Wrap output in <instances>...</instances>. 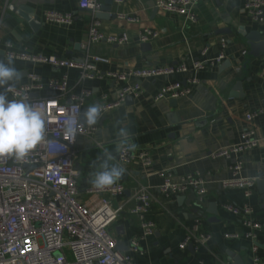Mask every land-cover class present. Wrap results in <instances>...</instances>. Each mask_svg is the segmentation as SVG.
<instances>
[{
	"label": "crops",
	"instance_id": "0c3cea01",
	"mask_svg": "<svg viewBox=\"0 0 264 264\" xmlns=\"http://www.w3.org/2000/svg\"><path fill=\"white\" fill-rule=\"evenodd\" d=\"M11 4L35 9L43 21L39 31L13 13ZM155 8L154 0L114 1L113 13H117V18L99 19L106 35L128 34V43L114 45L106 41L89 42L94 17L79 7V0H0V59L6 60V42L13 43L17 52L80 59L89 51L109 58V63L99 65V77L85 84L93 95L83 107L84 123L87 108L113 101L126 83L141 85L138 97L128 101L126 98L119 107L103 112L97 131L91 136L78 135L73 147L74 165L79 171L78 187L86 202L91 200L87 189L93 186L90 179L97 170L93 167L97 158L107 149L115 157L112 163L117 164L121 127L129 131L130 142L138 146L136 150H146L153 157L152 169L134 164L118 181L124 184L125 191L112 202L123 209L111 233L121 243L119 251L130 255L137 264H251L254 254L264 257V228L251 236L252 228L243 224L245 215L233 214L226 206L248 203L251 218L264 225V184L259 183L264 179V54L249 56V45L240 33L242 27L246 33L259 29L264 35V20H255L241 1L233 0H199L192 9L193 20ZM48 12L70 13L74 23L48 22L45 19ZM144 28L157 32L158 36L141 42L139 34ZM143 43L150 46L143 47ZM220 53H224L225 59L218 66L198 71V82L191 85L190 94L177 99L155 97L171 82L187 85L184 73L155 78L131 75L126 82L107 76L110 71L123 73L151 66L191 64ZM227 59L231 65L221 68ZM14 66L21 73L18 84L26 82L31 72L40 74L44 80L67 73L71 92L80 90L74 69L21 60H14ZM238 82L242 85L235 88ZM46 94L47 91L38 93ZM252 112L258 115L248 121L246 116ZM247 127H254L263 140L245 155L240 172L241 177L256 179L250 198H246L242 189H226L223 185L233 177V160L211 155L241 142ZM160 173H170L173 181L187 175L201 177L206 194L199 197L195 189H189L183 194L166 196L160 190L165 178ZM141 185L149 188L152 197L151 209L144 217L131 212L137 204L135 192ZM144 221L155 223L152 235L143 236ZM196 224L210 238L203 244L193 243L182 249L181 242ZM227 233L238 236L227 237ZM133 239L139 240L137 250L132 247Z\"/></svg>",
	"mask_w": 264,
	"mask_h": 264
},
{
	"label": "built area",
	"instance_id": "2783aa9c",
	"mask_svg": "<svg viewBox=\"0 0 264 264\" xmlns=\"http://www.w3.org/2000/svg\"><path fill=\"white\" fill-rule=\"evenodd\" d=\"M123 3L125 0H114ZM199 0H154L156 7L166 14L187 15L192 20L193 7ZM241 1L243 7L258 21L264 20V0H233ZM103 0H79V7L92 13L94 19L89 27V42L106 41L114 45L129 42V36L121 34L106 35L101 30V21L96 13L101 11ZM124 17V16H123ZM130 21L137 18L124 17ZM48 22L74 23L70 13L48 12ZM158 33L144 28L139 38L141 42L149 41ZM12 55L14 60L33 64H47L53 67L74 69L77 73L78 92H71L68 74L50 77L44 80L40 74L31 72L24 83H16L8 91L10 99L27 96L29 102L38 109L45 111L47 116L46 142L33 150L29 157L18 162L14 158H0V264H137L127 254L117 249V239L111 233L112 225L118 220L122 206L113 205L112 199L125 191L124 184H116L98 190L93 186L87 189L91 196L89 202L84 201L78 187L79 171L74 165L73 147L78 135L91 136L98 126L89 127L81 120L84 105L93 95L91 88L86 87L88 81L97 79L101 73L100 64H107L110 59L86 51L80 59L45 55L42 53H26L14 50L11 42H6L5 57ZM225 59L224 53L215 58L192 61L191 64L159 65L129 72L110 71L107 76L118 82H126L131 76L155 78L162 75L184 73L187 85L175 81L164 86L155 99L180 98L191 92V85L198 82L196 73L206 67L218 66ZM47 91L48 94L32 97L33 93ZM142 92L140 84L126 83L120 88L113 101H104L103 112L119 107L128 96L138 97ZM69 101H66V100ZM106 99V95H104ZM258 113H248L246 119L252 121ZM73 120L77 129L74 140L64 135V127ZM263 140L254 127H247L242 133L239 143L231 144L213 152V158L233 160L231 170L233 177L223 182L226 189H242L246 198H250L255 189L256 179L240 176L244 166L245 155L258 147ZM117 164L129 170L134 164L141 165L145 170L154 166L152 155L146 150H119ZM164 175L160 186L166 196L183 194L195 189L199 197L206 194L205 181L201 177L187 175L179 181H173L170 173ZM137 204L131 212L144 217L151 209L152 197L148 187L141 185L135 192ZM236 215H245L243 224L255 231L264 225L251 218L252 208L248 203L241 206H226ZM153 221L142 223L143 236L152 235L155 231ZM237 237V234H226ZM210 235L201 231L196 224L181 242L185 249L190 244H203ZM134 250L139 247V240L131 241ZM253 250H257L254 245ZM251 264H264V257L254 254Z\"/></svg>",
	"mask_w": 264,
	"mask_h": 264
},
{
	"label": "clouds",
	"instance_id": "9594fccd",
	"mask_svg": "<svg viewBox=\"0 0 264 264\" xmlns=\"http://www.w3.org/2000/svg\"><path fill=\"white\" fill-rule=\"evenodd\" d=\"M21 79V73L14 66V57L8 55L6 60L0 59V158L10 157L18 162L25 161L30 153L46 142L47 116L45 111L38 109L24 96L19 99H8V91L15 87ZM103 106L94 104L83 113V118L89 127L97 125L101 120ZM75 120L65 125L64 135L72 140L77 135L73 126ZM120 148L124 151H135L138 147L130 142L129 131L121 127L119 130ZM114 155L107 149L98 163L93 167L97 170L92 175L90 183L98 190L116 184L126 172V168L113 164Z\"/></svg>",
	"mask_w": 264,
	"mask_h": 264
},
{
	"label": "water",
	"instance_id": "95a60500",
	"mask_svg": "<svg viewBox=\"0 0 264 264\" xmlns=\"http://www.w3.org/2000/svg\"><path fill=\"white\" fill-rule=\"evenodd\" d=\"M113 4L114 0H103V6L101 8V11L96 13V18L98 19H116L117 13H113ZM10 10L18 15L19 17L23 18L25 21L29 23L33 27L35 31H39V29L43 25V21L39 19L38 15L35 14V9L32 7H29L27 5H20L16 6L11 4ZM158 10V8H155V11ZM9 17L11 15L9 14ZM241 35L245 38L246 43L249 45V56L251 57H260L264 54V35L261 30L254 29L248 33L244 31V28L241 27L240 29ZM150 45L148 43H143V47H149ZM78 47V45H77ZM231 65L230 59H227L224 63L220 65L221 68H225ZM242 83L238 82L235 88L241 87ZM38 93H33L32 97H38ZM132 100L131 96L127 97V101ZM260 184H264V179L259 182ZM120 241L117 242V249L120 248Z\"/></svg>",
	"mask_w": 264,
	"mask_h": 264
}]
</instances>
